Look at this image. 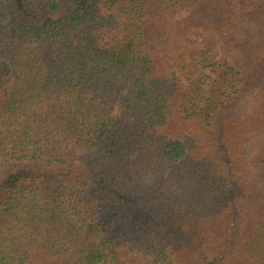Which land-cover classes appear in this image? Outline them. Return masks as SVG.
I'll list each match as a JSON object with an SVG mask.
<instances>
[{"label":"trees","instance_id":"trees-1","mask_svg":"<svg viewBox=\"0 0 264 264\" xmlns=\"http://www.w3.org/2000/svg\"><path fill=\"white\" fill-rule=\"evenodd\" d=\"M0 264H264V0H0Z\"/></svg>","mask_w":264,"mask_h":264}]
</instances>
